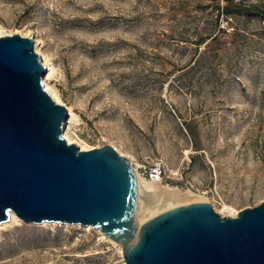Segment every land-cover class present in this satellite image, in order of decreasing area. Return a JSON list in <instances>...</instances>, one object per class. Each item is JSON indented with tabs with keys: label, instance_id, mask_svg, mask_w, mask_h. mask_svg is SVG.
<instances>
[{
	"label": "rangeland",
	"instance_id": "1",
	"mask_svg": "<svg viewBox=\"0 0 264 264\" xmlns=\"http://www.w3.org/2000/svg\"><path fill=\"white\" fill-rule=\"evenodd\" d=\"M251 4L264 8V0H0V37L31 39L53 69L49 91L74 115L68 144L109 145L161 197L178 194L153 203L159 195L138 188L136 224L191 203L231 217L264 203V19L245 13ZM148 158L165 163L162 183L143 179ZM0 264L124 260L98 230L18 219L0 227Z\"/></svg>",
	"mask_w": 264,
	"mask_h": 264
},
{
	"label": "water",
	"instance_id": "2",
	"mask_svg": "<svg viewBox=\"0 0 264 264\" xmlns=\"http://www.w3.org/2000/svg\"><path fill=\"white\" fill-rule=\"evenodd\" d=\"M33 42L0 37V224L90 227L116 243L124 264H264V203L221 217L208 203L136 224L138 185L109 146L82 151L64 138L67 109L44 88Z\"/></svg>",
	"mask_w": 264,
	"mask_h": 264
},
{
	"label": "bare ground",
	"instance_id": "3",
	"mask_svg": "<svg viewBox=\"0 0 264 264\" xmlns=\"http://www.w3.org/2000/svg\"><path fill=\"white\" fill-rule=\"evenodd\" d=\"M43 66L45 67V79L43 81L44 83V88L45 90L51 95V97L53 98V100L57 103L58 102V99L55 97V95H53L50 91H49V87H48V84H47V80L50 78L51 74H52V71L53 69L46 63L44 62L43 63ZM74 118V115L69 111V115H68V119L69 121H67L64 125V130L66 128V126L68 124H70L72 122ZM64 138L66 139L67 143H71L69 138L67 137L66 133L64 135ZM136 175V174H135ZM136 180H137V185H138V188L141 189L142 191H144L145 193L149 194V195H159V192H160V187L158 188H153L151 187L150 185H148L147 183H145L144 181H142L141 179H139L136 175ZM178 194L176 193H173L172 195H166L165 197H161L159 195V200L161 202H159L158 200H155L153 203H163L167 200H171V199H176L178 198ZM226 209V208H225ZM146 210V209H145ZM237 215L236 212H233L231 214V217H235ZM15 220H18V218L14 215V214H11L10 215V220L6 223H2L0 224V227H3V226H6L8 223L12 222V221H15ZM100 232V231H99Z\"/></svg>",
	"mask_w": 264,
	"mask_h": 264
},
{
	"label": "built area",
	"instance_id": "4",
	"mask_svg": "<svg viewBox=\"0 0 264 264\" xmlns=\"http://www.w3.org/2000/svg\"><path fill=\"white\" fill-rule=\"evenodd\" d=\"M143 179L153 183H162L166 173V166L163 160L159 158H148L142 166Z\"/></svg>",
	"mask_w": 264,
	"mask_h": 264
},
{
	"label": "trees",
	"instance_id": "5",
	"mask_svg": "<svg viewBox=\"0 0 264 264\" xmlns=\"http://www.w3.org/2000/svg\"><path fill=\"white\" fill-rule=\"evenodd\" d=\"M227 2H232V0H225ZM245 11V13H252V11H258V14L261 16L262 19H264V8L258 9L255 5L251 4L248 6H243L242 7ZM257 9V10H256ZM223 13L228 15L230 11L228 10V7H223Z\"/></svg>",
	"mask_w": 264,
	"mask_h": 264
}]
</instances>
